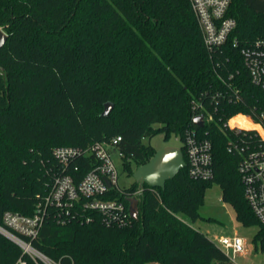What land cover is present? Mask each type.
<instances>
[{
	"label": "trees",
	"instance_id": "1",
	"mask_svg": "<svg viewBox=\"0 0 264 264\" xmlns=\"http://www.w3.org/2000/svg\"><path fill=\"white\" fill-rule=\"evenodd\" d=\"M227 16L237 26L223 48L210 53L189 0H0V27L8 34L0 49V221L7 210L33 215L57 175L71 173L79 182L94 167L89 154L64 170L53 153L57 146L86 150L120 136L116 149L133 175L129 159L138 166L157 151L144 138L182 137L195 128L212 143L211 179H193L185 166L164 189L137 181L110 189L106 197L127 208L130 198L139 200L138 219L123 226L106 225L84 201L68 214L49 207L30 241L61 264H236L180 216L200 217L198 204L217 181L236 218L260 226L254 241L264 250V227L238 169L241 156L229 150L235 131L224 125L237 113L259 121L264 112V91L241 54L264 38V0H232ZM230 73L239 100L219 78L228 80ZM197 96H206L214 117L203 127L190 108ZM109 101L114 107L102 116ZM235 123L256 127L241 115ZM21 260L44 264L0 233V264Z\"/></svg>",
	"mask_w": 264,
	"mask_h": 264
},
{
	"label": "built area",
	"instance_id": "2",
	"mask_svg": "<svg viewBox=\"0 0 264 264\" xmlns=\"http://www.w3.org/2000/svg\"><path fill=\"white\" fill-rule=\"evenodd\" d=\"M232 0H189L198 26L202 32L203 41L208 52L222 49L228 42L231 33L237 26L233 17L227 16ZM237 46V40L233 43ZM244 65L252 82L264 91V38L256 40L252 45L241 49ZM224 87L231 90L230 98L239 100L240 91L232 83L234 74L230 73L228 80L219 74ZM221 95L220 93H218ZM227 95H223L226 97ZM206 96L191 98L190 108L193 119L202 116L204 125L214 120L213 113L208 109ZM241 115L251 121L256 127H244L231 120ZM224 125L235 131L230 138L229 150H235L241 156L239 173L244 185L245 197L259 223L264 227V112L259 121L250 114L237 113L231 116ZM185 148L184 157L191 178L209 180L214 175L212 143L207 138H201L195 128L186 129L180 137ZM121 140L118 136L110 142H96L86 150L75 146H57L54 156L66 170L77 157L93 155L95 165L79 181H75L71 173L57 175L51 190L37 206L33 215H25L17 211L7 210L0 221V233L15 242L24 253L37 263L61 264L48 258L35 248L30 241L38 236L49 207H56L60 213H69L75 204L84 201L87 208L101 212L102 221L106 225H127L131 222V214L125 203L119 199L106 197L110 189L121 191L119 186V171L112 157V148ZM119 155L121 156L119 150ZM141 192L137 190L134 195ZM64 222V219L60 217ZM216 243L221 246L231 258L245 250L243 238L238 235L220 236ZM231 252V254H230ZM26 264L25 261H20Z\"/></svg>",
	"mask_w": 264,
	"mask_h": 264
},
{
	"label": "rangeland",
	"instance_id": "3",
	"mask_svg": "<svg viewBox=\"0 0 264 264\" xmlns=\"http://www.w3.org/2000/svg\"><path fill=\"white\" fill-rule=\"evenodd\" d=\"M143 143L150 144L157 150L166 146H183L182 139L176 136L175 132H171L167 137L164 133H158L151 138H144ZM111 151L119 171V186L127 188L135 182V178L125 168L124 159L119 155L118 150L112 148ZM129 164L133 170L136 169L137 165L134 160L129 159ZM222 194L221 184L214 181L206 188L203 200L198 204L200 217L192 220L188 215L181 213V218L191 224L193 223L199 230L208 233L213 240L220 236L231 237L234 235L243 238L245 243L244 252L232 257L236 264H264V250L259 244L256 245L254 241L260 226L258 224L248 225L239 221L236 218L234 206L230 202L224 201Z\"/></svg>",
	"mask_w": 264,
	"mask_h": 264
},
{
	"label": "water",
	"instance_id": "4",
	"mask_svg": "<svg viewBox=\"0 0 264 264\" xmlns=\"http://www.w3.org/2000/svg\"><path fill=\"white\" fill-rule=\"evenodd\" d=\"M7 39L8 34L0 27V49L5 45ZM113 107V102H106L101 115L108 116ZM194 122L200 127L204 126L202 116H196ZM185 166L186 161L182 147L166 146L157 150L149 161L138 165L133 172V176L140 186L147 184L152 188L164 189L167 180L174 178ZM129 203L131 217L138 219L139 200L135 197L130 198Z\"/></svg>",
	"mask_w": 264,
	"mask_h": 264
},
{
	"label": "crops",
	"instance_id": "5",
	"mask_svg": "<svg viewBox=\"0 0 264 264\" xmlns=\"http://www.w3.org/2000/svg\"><path fill=\"white\" fill-rule=\"evenodd\" d=\"M189 223V222H188ZM189 224H191V223H189ZM194 228H197L198 229V227H196L193 223L191 224ZM205 232V231H204ZM208 232V231H207ZM208 236H209V234L208 233H206ZM214 241H216V240H214Z\"/></svg>",
	"mask_w": 264,
	"mask_h": 264
}]
</instances>
